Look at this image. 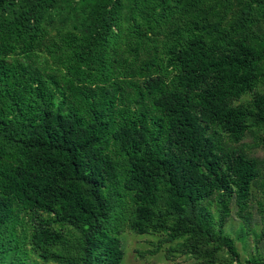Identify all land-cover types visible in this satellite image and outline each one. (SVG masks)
<instances>
[{
	"label": "trees",
	"instance_id": "trees-1",
	"mask_svg": "<svg viewBox=\"0 0 264 264\" xmlns=\"http://www.w3.org/2000/svg\"><path fill=\"white\" fill-rule=\"evenodd\" d=\"M263 84L264 0H0V264H121L124 229L239 264Z\"/></svg>",
	"mask_w": 264,
	"mask_h": 264
},
{
	"label": "rangeland",
	"instance_id": "rangeland-1",
	"mask_svg": "<svg viewBox=\"0 0 264 264\" xmlns=\"http://www.w3.org/2000/svg\"><path fill=\"white\" fill-rule=\"evenodd\" d=\"M264 90V84L259 88ZM249 97L243 96L239 101L244 102ZM260 136L264 137V133ZM225 147L242 151L246 156L256 161L259 167V177L251 187V198L246 210V220L239 219L235 215L233 197L228 203V217L224 220L221 230L227 235L236 252L235 261L244 264L248 260H258L264 264V213L259 210L260 184L264 181V152L257 146L250 136H246L238 144L226 143ZM209 209L212 216L217 219L214 199L210 201ZM163 237L160 233H148L136 235L124 229L120 234V241L123 250L121 264H202L199 260L189 254L180 253L179 248L183 241L175 239L169 242H162L156 251L154 246ZM31 264H55L52 262L42 263L36 258L29 256ZM214 264H234L223 251H219Z\"/></svg>",
	"mask_w": 264,
	"mask_h": 264
}]
</instances>
